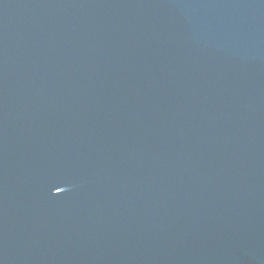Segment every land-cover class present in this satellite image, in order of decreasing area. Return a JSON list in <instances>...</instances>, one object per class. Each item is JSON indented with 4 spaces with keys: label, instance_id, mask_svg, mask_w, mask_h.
I'll return each instance as SVG.
<instances>
[{
    "label": "water",
    "instance_id": "1",
    "mask_svg": "<svg viewBox=\"0 0 264 264\" xmlns=\"http://www.w3.org/2000/svg\"><path fill=\"white\" fill-rule=\"evenodd\" d=\"M0 264H264V0H0Z\"/></svg>",
    "mask_w": 264,
    "mask_h": 264
}]
</instances>
